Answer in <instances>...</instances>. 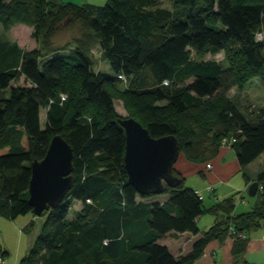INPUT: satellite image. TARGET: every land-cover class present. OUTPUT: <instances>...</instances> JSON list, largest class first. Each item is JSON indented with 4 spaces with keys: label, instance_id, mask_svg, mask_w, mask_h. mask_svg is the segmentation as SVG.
I'll return each mask as SVG.
<instances>
[{
    "label": "trees",
    "instance_id": "trees-1",
    "mask_svg": "<svg viewBox=\"0 0 264 264\" xmlns=\"http://www.w3.org/2000/svg\"><path fill=\"white\" fill-rule=\"evenodd\" d=\"M21 15L32 18V36L40 45L26 50L0 37V215H34L31 166L46 156L56 135L73 148L74 185L58 208L42 214L39 234L34 222L29 226L20 264H194L211 242L230 237L237 264L249 233L264 228V170L254 180L262 198L246 213L236 214L231 197L206 208L203 192L185 186L175 171L179 185L142 195L125 169L126 134L115 99L153 137L176 136L187 159L212 161L228 138L240 166H249L264 153V108L252 115L250 106L244 110L227 92L264 79V41L256 38L264 34V0H174L172 9L157 0H0L5 29ZM63 28H76L78 35L58 45ZM97 45L112 74L93 69ZM222 51L227 74L208 58ZM58 52L67 54L50 57ZM144 74L154 84L142 90ZM224 75L232 84L224 83ZM21 79L25 85L16 84ZM127 82V90H120ZM157 102L168 104L170 117H154ZM207 105L213 116L207 122L176 120ZM245 177L249 185L254 182ZM159 195L169 198L146 201ZM77 201L82 207L71 218ZM206 212L218 217L201 232L198 219ZM172 232L200 237L190 252L174 256L160 243Z\"/></svg>",
    "mask_w": 264,
    "mask_h": 264
},
{
    "label": "water",
    "instance_id": "water-1",
    "mask_svg": "<svg viewBox=\"0 0 264 264\" xmlns=\"http://www.w3.org/2000/svg\"><path fill=\"white\" fill-rule=\"evenodd\" d=\"M120 125L126 134L125 169L129 183L142 195L162 194L165 185L175 187L181 179L174 174V166L181 154L176 136L155 138L133 117H122ZM74 152L62 135L51 140L46 156L32 163L29 184V204L34 215L58 208L74 185ZM259 183L248 188L250 196L257 195Z\"/></svg>",
    "mask_w": 264,
    "mask_h": 264
},
{
    "label": "crops",
    "instance_id": "crops-1",
    "mask_svg": "<svg viewBox=\"0 0 264 264\" xmlns=\"http://www.w3.org/2000/svg\"><path fill=\"white\" fill-rule=\"evenodd\" d=\"M60 1L73 2L76 4H101L98 2L99 0ZM212 161L213 169L206 171L204 164L197 165L195 163L185 162L182 155H180L174 166L175 173L182 177L185 182L187 176L196 173L205 176L206 186L194 189L198 191H201L202 189L206 190L208 197L211 200L208 208L213 206L217 199L221 201L231 196L230 194H232L233 191L225 190L224 185H226L236 173L242 172L244 177H249L250 182H253L257 179L259 173L264 170V153L249 166L242 168L232 147H221L217 156ZM246 185L248 191L250 185L247 182ZM211 186L215 188L214 192L207 191V188ZM168 198V195H159L146 201H166ZM239 207H236V214L246 213L253 210L249 204L242 206L241 208ZM204 215L198 219V226ZM37 219L38 218L33 214L19 216L15 219H8L0 215V257L3 258L2 264L21 263V260L28 252L30 242L28 233L29 226L33 222H36ZM215 222L216 219L211 220L210 226ZM199 237V235L194 236L190 233L180 234L172 232L166 235L160 243L168 246L174 256H182L191 251L194 242ZM234 244L235 239L232 237L227 238L224 242L213 241L207 246L203 255L194 264H235L236 259L233 255ZM237 264H264V228H259L249 233L248 246L243 255L238 258Z\"/></svg>",
    "mask_w": 264,
    "mask_h": 264
},
{
    "label": "rangeland",
    "instance_id": "rangeland-1",
    "mask_svg": "<svg viewBox=\"0 0 264 264\" xmlns=\"http://www.w3.org/2000/svg\"><path fill=\"white\" fill-rule=\"evenodd\" d=\"M107 1L108 0H99L98 2L101 3L99 5H105ZM157 1L159 2L160 6L163 8H166V9L173 8L174 0H157ZM24 19L27 21H25ZM31 19L32 18L29 15L28 16L21 15V21H19L17 24L12 26L10 29H5L2 23H0V37L9 39L11 41L18 42V44L23 49H26V50L39 47L40 44L36 42V40L32 36L34 28H33V25L29 23ZM77 35H78V31L76 28H73V29L63 28L57 38V44L64 45L68 41L72 40ZM230 46H234L233 43H231ZM64 54H67V52H58L50 57L57 56V55H64ZM208 58L218 61L224 68V71H225L224 74H227V72L230 70V65L227 60V53L225 51H222L216 55H210ZM92 60H93L92 67L95 71L101 70V71L112 74L110 64L108 61H105L104 59H102L101 48L98 45L94 47L92 51ZM144 75H145V78L143 80L144 87L142 90H144L145 88H149L153 86L154 84L153 80L148 74H144ZM224 76H226L223 79L224 83L232 84L231 80L227 77V75H224ZM16 84L25 85L26 82L24 81V79H21ZM67 84L69 87L72 85L68 80H67ZM118 87L122 91L127 90V88L129 87V83L128 82L121 83L119 84ZM227 95L231 96L232 98L234 97L237 101L241 102L244 110L247 109L246 107L250 106L249 113L253 115L255 111L261 108H264V79L254 78L250 82H248L246 86L241 90L235 87L234 88L230 87V91L227 92ZM208 101L209 100H206L207 103H209ZM154 104L156 106V109L153 112L154 117L164 118L168 115L170 117L171 111L169 110V106H167L168 104L166 102H157ZM115 106H116L117 112L122 117H132L131 113L125 107V103L123 100L116 98ZM177 117L178 116H176V118ZM194 118H200V120H202L203 122H207L208 119H212L213 116L211 115L210 107H208L207 105L199 109H191L181 119H176V120L183 121L184 123H187L188 125H190V121H193ZM41 122H42V126L44 127L46 123V110L45 109L41 111ZM224 148H231V147L229 146V147H224ZM180 155H182L185 162L195 163L197 165L204 164L206 171H207L206 164L213 162L209 160L208 161L204 160L203 163L194 162L192 160L187 159V157L183 153H181ZM185 183L187 187H190L193 189L197 187L203 188L206 186V178L200 173H196L191 176H187ZM224 188L227 191L229 190L233 191V193L230 194L231 195L230 197L233 199L234 204L237 207L240 206L239 208L249 204L251 208L253 209L254 206L257 204V202H259L262 198L261 194H257L254 197L249 195L247 191L246 180L242 172L236 173L227 182V184L224 185ZM201 191H203V195L205 196L204 205L206 208H208L211 200L209 199L208 193L206 192V190L202 189ZM81 207H82L81 202H78V201L75 202L70 210V217L74 218L77 212L81 209ZM217 217H218L217 215H213L209 212H206L205 215L202 217V220L198 226L201 232L209 229L211 227L210 226L211 220L216 219ZM37 218H38L37 221L34 223H35V228H36L35 231H37V233L39 234L45 219L42 216L37 217Z\"/></svg>",
    "mask_w": 264,
    "mask_h": 264
},
{
    "label": "built area",
    "instance_id": "built-area-1",
    "mask_svg": "<svg viewBox=\"0 0 264 264\" xmlns=\"http://www.w3.org/2000/svg\"><path fill=\"white\" fill-rule=\"evenodd\" d=\"M256 38H257L258 41L262 42V41L264 40V35H263V33H262V32L258 33ZM122 78L126 81L125 77H122ZM64 98H65V96H64ZM231 144H232V141H231L230 139H228V138H225V139L223 140V142H222V147H223V146H224V147H229V146L231 147ZM206 165H207V166H206V169H207V170H212V169H213V163L210 162V163H207ZM208 190H209V191H213V186L209 187ZM260 191H263V186L260 187ZM198 194L200 195L201 193L198 192ZM200 197L202 198L201 195H200ZM233 233H234V232H233ZM2 263H3V258L0 257V264H2Z\"/></svg>",
    "mask_w": 264,
    "mask_h": 264
}]
</instances>
